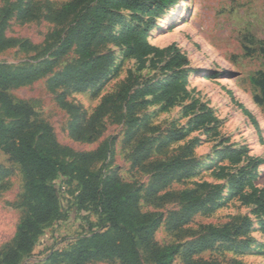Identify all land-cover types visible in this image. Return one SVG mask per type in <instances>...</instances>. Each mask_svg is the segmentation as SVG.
Here are the masks:
<instances>
[{"label":"rangeland","instance_id":"374dc122","mask_svg":"<svg viewBox=\"0 0 264 264\" xmlns=\"http://www.w3.org/2000/svg\"><path fill=\"white\" fill-rule=\"evenodd\" d=\"M71 1L0 0L4 44L0 43V63L12 70L47 69L9 86L12 98L28 104L34 119L51 127L53 140L72 151L65 162L77 154H94L110 142L108 158L90 168L133 184L142 196V211L163 216L155 233L162 246L184 244L199 235L181 241L172 235L170 218L183 205L146 201L154 181L146 166L172 159L191 161L196 166L192 175L183 183L170 182L160 194L199 191L203 207L193 213L186 229L237 226L232 229L233 242L196 257L225 264H264V107L254 102L260 92L253 83L258 73H264V0L121 4L116 13L122 18L110 15L92 46L94 58H104V77L83 91L75 85L51 86L55 77L82 61L77 43L63 51L66 46L57 40L66 26L48 19L51 11ZM28 7L35 18L24 20L20 14ZM125 25L130 26L127 35ZM90 128L99 133L91 142L74 135L75 130L88 138L94 134ZM234 151L242 152L240 162L232 159ZM139 154L145 159L136 165ZM54 185L61 216L45 228L21 264H51L55 252L71 251L82 237L107 230V223L89 204L80 205L82 188L74 178L60 176ZM24 195L21 167L0 148V251L15 236ZM87 264L122 263L95 259ZM174 264L186 262L178 255Z\"/></svg>","mask_w":264,"mask_h":264},{"label":"trees","instance_id":"16d2710c","mask_svg":"<svg viewBox=\"0 0 264 264\" xmlns=\"http://www.w3.org/2000/svg\"><path fill=\"white\" fill-rule=\"evenodd\" d=\"M129 1L72 0L51 11L48 19L66 26L62 31L64 33L57 34L58 42L66 46L63 51L77 43L82 55L79 66L72 67L52 80L51 86L54 89L75 85L77 90L83 91L103 79L101 61L104 58H94L92 46L104 30L107 18L110 15L115 16V19L122 18L116 10ZM171 1L160 0L162 5ZM9 14L10 11H6L5 18ZM20 17L24 20L35 18L34 11L28 7L21 12ZM129 30L130 26L125 25L123 34L127 35ZM46 71L47 69L12 70L7 64L0 63V106L4 115L0 117V148L19 164L25 178L23 216L13 240L0 251V264H21L32 253L37 238L45 228L60 218V198L54 185L60 176H70L79 183L82 188L79 194L80 205L89 204L107 223V230L82 237L71 251L55 252L52 254L51 264H87L95 259H117L122 264H174L178 255L183 256L186 264H225L216 259L206 260L196 256L214 250L222 243L233 242L235 234L232 229L237 226H201L199 232L186 229L185 225L193 213L203 207L204 198L199 196V191H170L160 194L165 186L174 181L183 183V180L192 175L196 166H191V161L172 159L167 162L156 161L146 166V171L151 172L154 179L147 189L146 201L156 205L167 202H180L183 205L181 211L170 218L169 231L172 235L178 241L188 235H199L184 244L162 246L156 242L155 233L163 216L160 213L143 212L140 192L119 175H104L91 170L93 164L108 158L112 150L110 142H104L94 154H77L70 162L63 160L65 155L73 154L72 151L62 148L54 141L51 127L38 123L34 119L33 109L28 104L16 102L8 92L9 86L22 84ZM253 83L260 92L254 102L257 106L264 107V73H258ZM88 131L94 132L88 138L75 130L74 135H79L78 139L88 142L99 135L96 128ZM241 154V151L231 154L234 162L241 161ZM144 159L141 154L137 155L135 164H141ZM239 229L244 228L240 226ZM245 230L248 231V228ZM240 232L241 230L238 233Z\"/></svg>","mask_w":264,"mask_h":264}]
</instances>
